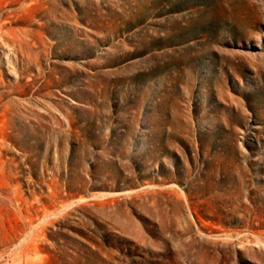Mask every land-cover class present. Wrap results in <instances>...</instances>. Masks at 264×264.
Masks as SVG:
<instances>
[{"label":"rangeland","instance_id":"1","mask_svg":"<svg viewBox=\"0 0 264 264\" xmlns=\"http://www.w3.org/2000/svg\"><path fill=\"white\" fill-rule=\"evenodd\" d=\"M0 264H264V0H0Z\"/></svg>","mask_w":264,"mask_h":264}]
</instances>
